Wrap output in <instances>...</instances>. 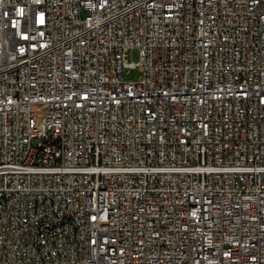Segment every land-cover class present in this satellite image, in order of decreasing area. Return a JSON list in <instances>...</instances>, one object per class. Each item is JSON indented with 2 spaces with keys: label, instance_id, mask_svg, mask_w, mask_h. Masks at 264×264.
Instances as JSON below:
<instances>
[{
  "label": "built area",
  "instance_id": "1",
  "mask_svg": "<svg viewBox=\"0 0 264 264\" xmlns=\"http://www.w3.org/2000/svg\"><path fill=\"white\" fill-rule=\"evenodd\" d=\"M0 264H264V0H0Z\"/></svg>",
  "mask_w": 264,
  "mask_h": 264
},
{
  "label": "rangeland",
  "instance_id": "2",
  "mask_svg": "<svg viewBox=\"0 0 264 264\" xmlns=\"http://www.w3.org/2000/svg\"><path fill=\"white\" fill-rule=\"evenodd\" d=\"M129 60L133 61L134 63H138L140 60L139 50L135 49L132 51V53L129 55ZM141 77V73L138 68L130 70L126 76L125 79L127 81H138Z\"/></svg>",
  "mask_w": 264,
  "mask_h": 264
}]
</instances>
